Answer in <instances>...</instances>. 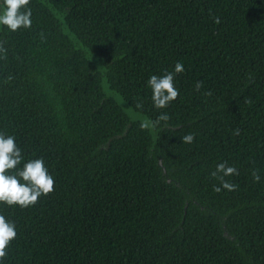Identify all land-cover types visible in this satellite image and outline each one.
Here are the masks:
<instances>
[{"label": "trees", "instance_id": "16d2710c", "mask_svg": "<svg viewBox=\"0 0 264 264\" xmlns=\"http://www.w3.org/2000/svg\"><path fill=\"white\" fill-rule=\"evenodd\" d=\"M28 7L30 28L0 25V134L54 191L0 204L17 232L0 264H264V0ZM177 62L179 95L156 109L147 82ZM220 163L234 191L213 190Z\"/></svg>", "mask_w": 264, "mask_h": 264}, {"label": "clouds", "instance_id": "9594fccd", "mask_svg": "<svg viewBox=\"0 0 264 264\" xmlns=\"http://www.w3.org/2000/svg\"><path fill=\"white\" fill-rule=\"evenodd\" d=\"M29 4L30 0H3L0 25L5 26L11 32H16L20 28H30L32 11L28 7ZM214 23H220L219 18H216ZM0 51H3L2 47ZM183 70V64L177 62L174 73L169 72L163 76L152 75L150 77L147 84L152 90V101L156 109H165L177 99L179 92L174 86V76L182 73ZM201 87L202 82H197L195 90L199 91ZM135 107L140 109L142 104L137 103ZM169 119L167 113H161L156 121L152 122L153 127L162 121L167 123ZM142 127H147V125H142ZM234 134L238 135L239 130H234ZM193 140V134L183 137V142L186 144H191ZM22 159L21 150L17 147L15 138L0 134V204L27 209L35 206L40 197H46L54 191V179L48 173L42 159L30 160L23 165L22 169H19L18 165L21 164ZM236 174L238 173L234 167L226 166L225 163L218 164L211 176L219 179L221 186L214 187L213 190L217 193L222 188L234 191L237 186L227 182L224 178ZM252 177L254 181L260 179L257 171L252 172ZM16 236L15 224L6 221L5 217L0 215V262L5 259L6 249Z\"/></svg>", "mask_w": 264, "mask_h": 264}, {"label": "rangeland", "instance_id": "374dc122", "mask_svg": "<svg viewBox=\"0 0 264 264\" xmlns=\"http://www.w3.org/2000/svg\"><path fill=\"white\" fill-rule=\"evenodd\" d=\"M105 92L108 96L114 97L109 91L105 90ZM121 105H122L123 109L125 110V112L130 116L131 119L141 121L144 125L148 126V122L145 121L143 117H141L137 114H133L131 112V110L128 107H126L124 104L121 103Z\"/></svg>", "mask_w": 264, "mask_h": 264}]
</instances>
